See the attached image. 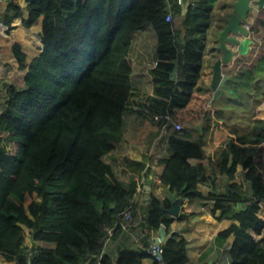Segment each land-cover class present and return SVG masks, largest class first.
Wrapping results in <instances>:
<instances>
[{
  "label": "trees",
  "instance_id": "1",
  "mask_svg": "<svg viewBox=\"0 0 264 264\" xmlns=\"http://www.w3.org/2000/svg\"><path fill=\"white\" fill-rule=\"evenodd\" d=\"M216 1L189 0L183 12L180 0H25V7L19 0H0V25L7 34L16 19L30 28L42 17V49L27 66L21 45L12 46L19 68L27 71L22 88L6 86L0 112V253L6 260L141 264L149 255L145 248H120L114 261L103 253L101 240L123 211L133 210L136 184L125 188L102 157L121 136L132 88V38L147 24L157 34L158 60L151 69L154 93L169 100L165 111L174 123L186 124L168 135L173 153L164 160L161 181L178 195H202L196 186L203 168L188 158L205 157V136L217 121L208 110L213 90L195 87ZM260 26L264 21L257 17L251 26L255 35ZM247 59L228 72L223 91L228 102L264 101V49L253 50ZM174 60L176 80L171 78ZM231 134L217 151L218 170L233 174L241 163L251 194L243 195L232 183L228 192L208 195L215 201L213 213L219 212L216 219L235 220L217 237L234 235L232 264H264V236L256 239L252 234L264 228L258 215L264 201V120L256 119L247 132L234 128ZM34 193L38 199L26 206V197ZM150 195L145 229L155 232L163 225L167 231L164 264H187L185 237L170 233L174 217L164 209L169 201ZM28 236L33 242H54L55 247L28 248Z\"/></svg>",
  "mask_w": 264,
  "mask_h": 264
},
{
  "label": "crops",
  "instance_id": "2",
  "mask_svg": "<svg viewBox=\"0 0 264 264\" xmlns=\"http://www.w3.org/2000/svg\"><path fill=\"white\" fill-rule=\"evenodd\" d=\"M233 0H217L213 8V20L207 31V43L203 53L200 76L195 87H208L212 82L213 65L222 53L217 49V36L223 28L224 21L231 11L230 3ZM252 2V10L249 12L246 22L251 25L257 17L264 21V7L259 8ZM23 6H25L23 4ZM23 16H28L24 8ZM221 17V20L219 18ZM13 24L15 28L6 34L5 26L0 25V107L3 105L7 85H15L17 88L24 86L26 68H19V63L13 57L12 46L15 42L21 45L26 54L24 64L27 66L34 56L39 54L41 45L30 38L26 28L22 25L21 19H16ZM34 25L42 27V17H39ZM256 37L264 41V26H260ZM255 37V40L257 38ZM241 39V36L239 37ZM157 34L150 24L133 34L132 44L129 52V60L132 65L131 73V94L126 104L123 115V126L121 136L115 143L114 148L103 155L102 159L111 165L118 181L128 188L134 182L137 191L133 198V210L131 227L129 230L114 231L109 236L104 230L102 242L103 253H108L115 261L120 248H145L147 252L154 244L158 236V230L148 232L145 229V217L148 213L150 194L153 193L160 199L167 198V186L162 183L161 175L166 166L164 160L172 155L168 146V135L175 128L174 122L169 115H166V102L169 100L154 93L151 69L157 62L156 54ZM27 48V49H26ZM235 51L233 59L222 65L223 75L229 78V70L234 66L239 68L243 63L248 62L247 56L255 50L251 45L245 55H240L237 46L232 47ZM245 57V59L243 58ZM176 66L171 73V78L176 80L179 76V68ZM215 94L208 105V110L213 114L216 121L212 132L205 136L203 146L205 157L188 158L193 166H202L200 175L202 180L197 183V190L201 196L185 197L187 206L185 211L188 215L174 217L170 226L171 232L181 233L187 241V252L189 261L187 264H232L230 246L234 241V235H229L226 240L219 239L218 233L229 228L235 220L215 218L219 212L213 213L214 199L209 198L210 193H226L230 184L236 183L240 186L243 195L251 194L250 186L243 178V166L236 165L233 174H227L218 170V150L226 146L231 138L232 129L236 128L247 132L251 129L255 120H264V101L252 104L250 100L239 104L228 102L223 93L225 85ZM181 91L183 89L180 88ZM260 93V90L258 91ZM221 109L222 115L216 111ZM202 125V124H201ZM186 124H184V127ZM232 163L229 157L228 165ZM150 180V184L147 181ZM149 186L150 190L146 187ZM258 215L264 220V201L259 204ZM167 232V231H166ZM256 239L264 236V228L260 234L252 232ZM30 240V241H29ZM54 248V242L37 240L31 241L28 237L26 246L32 245ZM0 264H15L9 261L0 253ZM141 264H159L150 254L141 259Z\"/></svg>",
  "mask_w": 264,
  "mask_h": 264
},
{
  "label": "water",
  "instance_id": "3",
  "mask_svg": "<svg viewBox=\"0 0 264 264\" xmlns=\"http://www.w3.org/2000/svg\"><path fill=\"white\" fill-rule=\"evenodd\" d=\"M189 0H180L182 11L187 8ZM254 3L259 8L264 7V0H255ZM231 11L224 21L223 28L217 36V49L222 53V56L217 58L213 65L212 82L209 85L216 94L225 84L227 78L223 75L222 65L232 61L235 51L232 47L237 46V51L240 55H245L249 52L252 45V39L249 35V31L244 27L243 23L246 22L249 12L252 10L251 0H233L230 3ZM241 36V39L239 38ZM194 127L198 130L202 129L201 124H196ZM150 184V180L147 181ZM150 190V187H146ZM167 200L169 201V207L165 208V211L173 217H181L188 215L185 208L187 202L185 196L178 195L177 192L171 190V187L167 186ZM158 236L155 238L154 244H160L167 238V232L163 225L159 227Z\"/></svg>",
  "mask_w": 264,
  "mask_h": 264
},
{
  "label": "built area",
  "instance_id": "4",
  "mask_svg": "<svg viewBox=\"0 0 264 264\" xmlns=\"http://www.w3.org/2000/svg\"><path fill=\"white\" fill-rule=\"evenodd\" d=\"M167 19L168 20L171 19L170 15L167 17ZM243 25L249 31V35L252 39V42L253 43L257 42L255 44H253V46L255 47V51H258L260 49H264V41L259 40L256 37L254 31L251 29L252 25L250 23H247V22H244ZM255 37L257 38V40H255ZM156 63H155V65H156ZM174 127L176 129H182L184 127V124L183 123H174ZM131 219H132V210H131V208H127L121 214L120 218L118 219V221L116 223V226H109V227H106L105 229H106L107 233L109 234V236L114 233L116 227H118V229H120V230H129L131 227ZM149 252L153 256L155 261H157L159 264H164V261L162 258V253H163L162 243L151 245Z\"/></svg>",
  "mask_w": 264,
  "mask_h": 264
},
{
  "label": "rangeland",
  "instance_id": "5",
  "mask_svg": "<svg viewBox=\"0 0 264 264\" xmlns=\"http://www.w3.org/2000/svg\"><path fill=\"white\" fill-rule=\"evenodd\" d=\"M20 1V3L23 5H26V2H25V0H19ZM254 3V2H253ZM25 7V6H24ZM219 20H220V18H219ZM27 31V35L29 34V36H30V38L31 39H33L34 40V42H32L33 44L34 43H36L37 44V40L39 41L38 42V44L39 45H41V37H40V29L37 27V25H34V23H33V25L28 29V30H26ZM7 34V33H6ZM35 37L37 38V40H35ZM16 43V42H15ZM253 44H255V42L254 43H252V46H253ZM23 49V48H22ZM27 49V48H26ZM15 86V85H14ZM4 99H5V97H4ZM2 108H3V105L0 107V112H1V110H2ZM14 148L15 147H11L10 146V151H14ZM260 159H261V157H260ZM262 159H264L263 157H262ZM0 195H1V190H0ZM35 199H38V197H37V195L34 193L32 196H27L26 197V200H25V205L26 206H28L29 205V203L32 201V200H35ZM28 231V230H27ZM29 237V236H28ZM28 237H27V239H26V241H28ZM30 238V237H29ZM30 241V240H29ZM32 241V240H31Z\"/></svg>",
  "mask_w": 264,
  "mask_h": 264
}]
</instances>
